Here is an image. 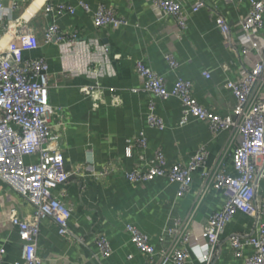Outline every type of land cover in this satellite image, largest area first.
Returning <instances> with one entry per match:
<instances>
[{
  "label": "crops",
  "instance_id": "0c3cea01",
  "mask_svg": "<svg viewBox=\"0 0 264 264\" xmlns=\"http://www.w3.org/2000/svg\"><path fill=\"white\" fill-rule=\"evenodd\" d=\"M13 1L0 0L5 7L4 25L11 29H1L0 46L7 48L16 42L23 57H43L48 61L50 101L55 109L51 125L59 133L66 169L83 171L54 191L72 206L73 212L68 221V236L61 235L52 220H42L38 238L42 264H151L138 251L125 226L132 223L148 234L157 251L169 246L172 237L168 229L177 219L188 215L202 179L196 172L190 192L180 198L176 196L178 184L166 177L145 184L131 183L126 172L139 163L141 149L134 148L128 156L127 140L145 131L149 141L147 157L152 158L156 149L162 148L169 163L187 162L197 147L206 143L207 165L212 166L227 149L226 162L231 174H235L232 154L236 144L230 143L227 132L213 137L208 125L194 117L181 125L182 106L178 99H160L143 89L135 91L142 87L136 61L144 59L163 75L169 89L174 87L177 77L193 81L194 96L201 104L222 115L232 113L236 100L224 82L228 77L237 78L243 64L254 61V51L244 54L243 46L238 44L237 30L249 11L248 0H203L206 8L191 13L185 29L179 28L172 17L160 18L152 0H17L16 6ZM81 1L88 3L91 10L83 9ZM183 1L191 12L196 0ZM49 2L66 3L77 9L74 15L65 13L59 17L60 35L65 37L61 41L45 40L55 17L45 12ZM100 4L116 7V13L126 17L129 25L98 28L93 18ZM217 17L229 24L228 38L218 27ZM13 29H21L23 37L16 39ZM74 33L79 39L70 43L69 37ZM261 42L264 43V26ZM166 54L177 59V70H172ZM204 71L211 76L206 77ZM96 84L101 85L103 94L93 100L85 89ZM110 87L117 91L112 93ZM151 101L156 105L155 112L165 120L166 128L162 131L147 123ZM39 160V154L25 157L29 163ZM111 162L115 172L106 179H98L96 173ZM256 192L264 202V177L257 181ZM225 199L221 191L208 192L192 227L197 235H201L209 217L223 208ZM13 210L22 219L32 218L36 211L31 202L0 180V247L6 250L0 264L23 263L24 241L11 222ZM254 227L253 217L237 212L225 227L220 252L211 264H245L244 257L234 255L230 235L250 233ZM101 234L108 237L113 249L108 257L102 255L96 243ZM201 243L198 240L192 245L189 264H205ZM252 252L251 247L244 251L245 256Z\"/></svg>",
  "mask_w": 264,
  "mask_h": 264
},
{
  "label": "built area",
  "instance_id": "2783aa9c",
  "mask_svg": "<svg viewBox=\"0 0 264 264\" xmlns=\"http://www.w3.org/2000/svg\"><path fill=\"white\" fill-rule=\"evenodd\" d=\"M26 1V0H23ZM238 3L243 0H225ZM160 12V18L172 17L176 25L185 29L195 13L206 8L203 0H196L191 6V12L184 7L183 0H152ZM249 11L241 18L237 30L238 44L243 46V53H253L254 61L250 65L243 64L237 78L228 77L224 87L235 98L232 113L222 115L203 104L194 96V84L189 79L177 77L174 87L168 88L166 78L148 65L144 59L136 61V70L142 87L160 99L174 97L182 106L180 124L188 123L190 117L205 122L213 137L227 132L230 143L236 147L232 154L235 174L228 171L226 149L218 157L214 165L208 166V144H200L187 162H168L162 148L156 149L154 156L148 158L149 147L145 131L127 140V154H133L134 148L141 149L139 163L126 172L131 183L145 184L158 177H166L172 183L178 184V198L189 193L197 172L202 179L193 207L184 219H177L174 226L168 229L172 237L169 246L157 251L151 244L148 234L136 225L128 223L125 231L129 233L138 251L151 264H189L192 258V245L201 240L202 262L211 264L220 252L221 235L225 227L237 212H243L255 220L254 230L250 233H233L230 242L236 257H244L245 264H264V202L257 196L256 184L264 177V43L261 42V31L264 26V0H248ZM17 5V0L13 1ZM80 6L91 10L88 3L81 1ZM5 7L0 3V37L2 32L11 31L4 25ZM3 12V13H2ZM45 12L55 15L52 25L45 34L47 42L61 41L59 17L65 13L74 15L77 9L66 3L49 2ZM98 28L113 26L119 28L129 25V20L116 13V7L100 4L93 18ZM220 30L230 35V26L222 17H217ZM16 39L23 37L21 29H13ZM78 34L70 35L73 43ZM172 70H177L179 62L172 54H166ZM227 69V66L225 67ZM49 64L43 58H25L16 42L7 48L0 46V180L8 188L21 195L35 206V214L30 219H22L13 210L11 222L17 228L23 244V263L42 264L38 252L40 226L44 218L57 224L59 232L68 236V221L73 208L54 193L56 187L63 184L72 175L82 174L79 168L67 170L64 150L57 133L51 125V115L54 114L50 101ZM206 77L211 75L204 71ZM112 93L116 88L110 87ZM85 92L93 100L100 99L103 88L100 84L88 86ZM153 101L149 104L147 123L152 129L164 130L165 120L155 112ZM239 140V141H238ZM39 154V162H26L25 157ZM115 172L114 165L108 163L101 172L96 173L98 179H106ZM211 189L221 191L226 199L223 208L214 212L203 227L201 235L192 230L196 224L195 217L205 197ZM96 243L103 256L108 257L113 249L105 234L96 237ZM251 247L253 252L245 256V249ZM6 252L0 247V257Z\"/></svg>",
  "mask_w": 264,
  "mask_h": 264
}]
</instances>
